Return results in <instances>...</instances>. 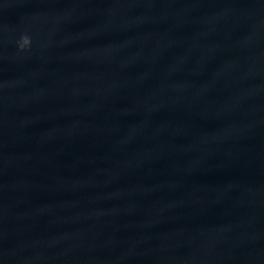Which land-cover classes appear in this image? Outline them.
<instances>
[{
    "label": "water",
    "instance_id": "95a60500",
    "mask_svg": "<svg viewBox=\"0 0 264 264\" xmlns=\"http://www.w3.org/2000/svg\"><path fill=\"white\" fill-rule=\"evenodd\" d=\"M263 254L264 0H0V264Z\"/></svg>",
    "mask_w": 264,
    "mask_h": 264
},
{
    "label": "clouds",
    "instance_id": "9594fccd",
    "mask_svg": "<svg viewBox=\"0 0 264 264\" xmlns=\"http://www.w3.org/2000/svg\"><path fill=\"white\" fill-rule=\"evenodd\" d=\"M31 41H30V38L27 37V36H24L22 38V42L20 43V48L21 49H24L25 47H27L28 45H30Z\"/></svg>",
    "mask_w": 264,
    "mask_h": 264
}]
</instances>
